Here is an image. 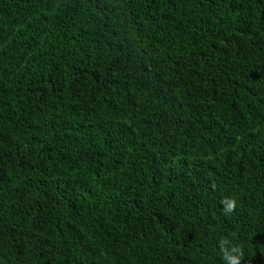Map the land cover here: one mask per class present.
I'll use <instances>...</instances> for the list:
<instances>
[{
    "label": "trees",
    "instance_id": "1",
    "mask_svg": "<svg viewBox=\"0 0 264 264\" xmlns=\"http://www.w3.org/2000/svg\"><path fill=\"white\" fill-rule=\"evenodd\" d=\"M221 240L264 264V0H0V264Z\"/></svg>",
    "mask_w": 264,
    "mask_h": 264
},
{
    "label": "clouds",
    "instance_id": "2",
    "mask_svg": "<svg viewBox=\"0 0 264 264\" xmlns=\"http://www.w3.org/2000/svg\"><path fill=\"white\" fill-rule=\"evenodd\" d=\"M225 204V213H231L236 208V201L234 199H226L222 201ZM223 258L226 264H242L245 259L244 250L241 246L232 244L229 246V241H220Z\"/></svg>",
    "mask_w": 264,
    "mask_h": 264
}]
</instances>
